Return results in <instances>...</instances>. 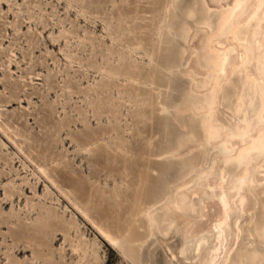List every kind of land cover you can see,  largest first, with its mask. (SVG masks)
I'll list each match as a JSON object with an SVG mask.
<instances>
[{"label":"rangeland","instance_id":"1","mask_svg":"<svg viewBox=\"0 0 264 264\" xmlns=\"http://www.w3.org/2000/svg\"><path fill=\"white\" fill-rule=\"evenodd\" d=\"M69 1L0 0L1 121L10 127L11 137L18 128L32 139L30 148L22 147L25 155L47 171L61 191L70 193L78 204H87L92 219L111 233L116 234L118 228L121 232L127 226L134 227L130 215L133 194L145 180L144 197L151 203L137 230L139 264H181L178 250L184 254L196 237L212 231L223 217L216 198L208 199L197 212L188 211L199 188L192 175L177 177L181 165L204 151L213 157L225 147L233 150V154L242 147L241 141L230 138L228 133V137L219 132L209 139L205 123L197 125L198 119L207 114L208 106L202 103L198 111L194 106L196 98L200 99L213 87L203 57L207 36L215 30L220 11L231 6L233 0H184L185 4L197 1L205 5L206 13L201 15L179 6L178 0ZM251 6L241 22L251 12ZM151 19L156 23L155 40L168 49L158 53L167 62L162 78L167 90L163 97L155 96L160 108L148 122L145 117L148 97H138L140 92L136 95L124 92L122 88L133 83L114 73L119 49L127 52L129 61L135 60L142 74L149 71L148 52L131 45L143 43L138 28ZM181 25L189 28L185 43L176 35ZM61 28L74 29V37L68 42L63 38L56 40ZM128 29H132V34L127 33ZM258 33H264V22ZM217 40L227 47L233 46L230 35L218 36ZM178 48L183 51L181 61L176 56ZM128 49L134 51L132 55ZM240 53L237 49L231 54L221 82L229 77ZM247 70L258 77L254 63ZM139 82L141 93H147L151 86L143 80ZM163 99H168L169 107ZM217 109L214 104L213 111ZM211 122L217 128L222 127L216 115ZM149 133L154 136L152 149L156 154L149 158L153 170L147 175L143 153L148 149L145 140ZM178 137L184 138V144L172 149ZM2 141L7 146L4 149L0 145V158L12 161H7L5 168L0 161V172L6 171L0 173V264H75L78 258L70 245L78 243L76 237L86 245L91 264H132L104 243L58 189L0 133V144ZM215 173L217 177L202 181L211 186L219 184L226 175L221 162ZM24 178L28 181L22 186L24 195L17 194L12 206L15 213L21 209L18 216L32 239L14 240L10 230L19 222L8 216L11 204L2 202L3 186L12 179L21 184ZM257 179L263 182L260 175ZM183 193L186 199L181 201ZM242 195L246 213L242 228L246 235L247 213L255 208L256 202L247 187ZM26 200L54 207L59 226L35 237L33 224L37 223L38 210L30 205L25 207ZM235 218L231 222L229 252L234 247L238 211ZM70 221L75 228L68 229ZM64 234L70 236L72 243L64 241ZM92 250L96 260L92 258Z\"/></svg>","mask_w":264,"mask_h":264},{"label":"bare ground","instance_id":"2","mask_svg":"<svg viewBox=\"0 0 264 264\" xmlns=\"http://www.w3.org/2000/svg\"><path fill=\"white\" fill-rule=\"evenodd\" d=\"M176 1V0H174ZM70 3L73 0L69 1ZM169 2V0H168ZM179 6L186 7L189 12L205 14L206 6L203 4L190 5L185 4L184 0H178ZM252 5V6H251ZM251 6V12L247 15L246 19L241 22L242 16L245 14L246 9ZM264 5L260 0H233V4L220 11V17L217 21L216 28L211 31L206 39L203 48V57L207 62L208 70L211 73L212 89L210 92L201 96L200 99L196 98L195 110L202 107V103L208 106L207 114H203L199 119L197 125L201 126L202 122L205 123L204 129L207 130L209 139L219 135V132L229 134L230 138H238L242 147L234 154L233 150H228L226 147L219 150L211 157L206 151L192 157L186 164L181 165L178 178L185 175H192L196 180V186L199 188L197 197L188 206L189 212H197L205 205L208 199L216 198L221 204L223 217L222 220L217 222L212 231H208L196 237L191 246L186 249L183 254L178 250V254L182 258L181 264H264V33H258L261 29V24L264 22ZM156 23L154 20L146 22L145 25L140 26L138 29L143 36V43L132 44L138 50L144 53L148 52V66L149 71L145 74L141 73L140 68L135 65V60L127 59V52L119 49L117 52L118 61L115 75L127 78L129 83L133 85H126L124 88L119 85L124 92L130 94H142L138 97H148V107L145 112V117L148 122L152 121L157 111L160 108L157 104L156 95H164L166 87L163 85L162 78H165L167 69L166 60L161 59L158 53L168 51L167 46L160 45L156 41L155 36ZM110 34V32H108ZM127 33L132 34V29H128ZM86 34V32H85ZM74 29L61 28L56 40L63 38L68 42L70 37H74ZM178 39L185 43L189 36L188 26H182L176 32ZM224 35L232 37L233 46L227 47L217 40L218 36L221 38ZM260 37H259V36ZM77 37V35H76ZM85 38V37H84ZM130 41L133 38L130 36ZM84 39H81V41ZM82 41V42H83ZM132 47V48H133ZM178 47H180L178 45ZM130 48V47H129ZM237 49L240 50L238 63L231 67L229 77L225 78L223 82L221 78L225 76L226 66L228 60L233 52ZM128 54L132 55L134 52L128 49ZM176 56L181 61L183 51L177 49ZM64 52V51H63ZM159 60V62H157ZM133 62V63H132ZM254 63L258 77L250 75L247 68L248 65ZM181 65V64H180ZM179 62H178V66ZM143 80L148 83L150 89L147 93H141V83ZM180 82V81H179ZM179 88H181V83ZM135 85V86H134ZM178 90V89H177ZM164 100V99H163ZM168 100V99H166ZM164 103L167 107L168 103ZM161 103V105H164ZM217 104L218 109L214 112L213 105ZM217 116V120L221 123V128H217L211 122L212 118ZM2 115L0 114V133L10 141L19 152H23V145L31 146L32 139L24 136L18 128L12 132L14 139L9 135L10 127L3 124L1 121ZM198 126V127H199ZM214 133H211V131ZM253 132H255L253 134ZM227 134V137H228ZM154 136L146 137L145 143L148 147L145 151L144 166L145 174L149 175L152 172V165L149 163V158L153 157L156 153L152 149L154 145ZM19 140L17 142L16 140ZM247 140V141H246ZM227 141V140H226ZM225 141V143H226ZM184 144V138L178 137L175 139L172 149H177ZM2 148H6V144L2 141L0 144ZM172 146V145H171ZM26 159L31 162L34 168L48 181L51 185L55 186L65 200L74 208L76 213L87 222V224L94 229L98 236L108 246L118 250L124 259L130 260L132 264H139V251L136 242L139 241L138 231L144 220V215L149 208L151 202L144 197L146 191V181H141L139 189L134 191L133 202L130 207V215L134 227L129 226L119 232L116 229V234L111 233L108 229L97 224L89 215L87 204H78L68 192L61 191L58 185L54 182L52 177L47 171H44L38 164L35 163L29 156L25 155ZM260 161V164L257 162ZM4 163L3 167L7 166V161L11 159H1ZM222 163L226 169V175L219 180V184L211 186L205 184L211 176H216V169L219 163ZM183 166V167H182ZM252 168V171H250ZM241 171L236 174V171ZM1 174L6 173L1 169ZM257 175H260L263 182L259 183ZM148 177V176H147ZM217 177V176H216ZM204 180V181H202ZM27 178H24L21 184H15L14 180H10L3 186V199L2 202L8 201L11 204L9 217H16L19 224L12 225L14 229L10 230L11 237L14 240L29 239L26 231V225L20 221L19 213L13 210L14 198L24 195L22 186L27 185ZM244 187L253 195L256 205L255 208L247 213L249 221L246 223V235L242 228V221L246 216L244 212V197L242 195ZM48 193V192H47ZM46 193V195H47ZM236 198L239 204H235ZM186 199V195H181V201ZM37 211L38 220L33 224L34 236L42 235V231H46L53 226H59L58 216L54 207H46L38 203L33 204L26 200L25 207L29 206ZM234 206V208H233ZM237 211L240 214L239 221L236 222L234 247L230 252L228 247L231 240V222L235 218ZM0 211V218L1 216ZM70 221L66 226H72ZM75 228V226H72ZM68 229H71L68 228ZM228 233V234H227ZM64 241H71L70 236L66 234ZM228 237V238H227ZM55 238V237H54ZM32 239V238H31ZM77 244L70 245L71 251L77 255V262L75 264H91L88 255V249L84 243L80 242L79 237H76ZM72 243V241H71ZM175 258V256L171 253ZM92 258L96 260L95 251L92 250ZM45 264H53L45 262Z\"/></svg>","mask_w":264,"mask_h":264},{"label":"snow or ice","instance_id":"3","mask_svg":"<svg viewBox=\"0 0 264 264\" xmlns=\"http://www.w3.org/2000/svg\"><path fill=\"white\" fill-rule=\"evenodd\" d=\"M260 3H261L262 5H264V0H260Z\"/></svg>","mask_w":264,"mask_h":264}]
</instances>
